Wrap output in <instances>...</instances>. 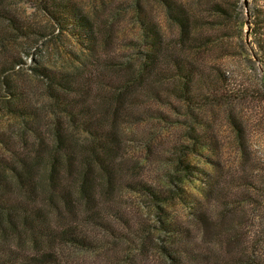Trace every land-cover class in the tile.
Returning <instances> with one entry per match:
<instances>
[{
	"label": "trees",
	"instance_id": "obj_1",
	"mask_svg": "<svg viewBox=\"0 0 264 264\" xmlns=\"http://www.w3.org/2000/svg\"><path fill=\"white\" fill-rule=\"evenodd\" d=\"M141 1L135 34L143 40V65L122 78L105 77L110 59L96 51L102 42L118 40L121 8L106 0L90 9L76 0L36 1L53 32L77 47L59 49L68 66L36 69L46 89L42 109L28 102L23 80L0 70V110L26 122L19 141L11 137L12 148L0 128V264H81L66 251L96 250L108 236L125 240L123 231L134 234L142 258L130 259L126 249L123 261L112 255L108 264H264V0L250 14L249 45L242 0H154L172 28L169 40L156 20L143 15ZM248 71L255 81L245 78ZM136 84L139 95L132 92ZM162 88L194 118L187 135L191 150L216 152L217 175L202 173L199 196L177 189L170 204L165 191L134 183L157 209L152 227L129 206L100 204L96 192L100 187L109 196L117 185L122 124L143 115L131 110L141 105L132 98L147 93L158 99ZM216 107L234 136V164L219 157L203 115ZM40 120L52 129L41 131L35 126ZM256 143L262 147L255 149ZM182 163L188 173L190 165ZM176 205L189 210L190 221L168 212Z\"/></svg>",
	"mask_w": 264,
	"mask_h": 264
},
{
	"label": "rangeland",
	"instance_id": "obj_2",
	"mask_svg": "<svg viewBox=\"0 0 264 264\" xmlns=\"http://www.w3.org/2000/svg\"><path fill=\"white\" fill-rule=\"evenodd\" d=\"M36 1L0 0V70L3 68V71H8L4 77L12 81L23 80L25 84L23 94L26 95L28 102L42 109L47 105L46 89L42 86V82L34 76L36 69L43 67L56 69L63 66L64 63L65 66H68L71 61L62 60V52L59 49L62 45L64 48L74 51L77 46L72 40L64 38L57 31L53 32V25L47 21V17L39 10ZM106 1L111 2V7L121 8L122 10V12L119 11L120 15L117 18V21L121 22L122 25L121 32L118 40L111 46L102 42L103 44L97 45L96 51L104 53L105 57L108 56V58H105L106 60L110 59L104 62L106 66V70H104L105 77L114 75L113 77L122 78L127 70L130 72H132V69L139 70L143 65V48L141 46L143 40L135 34L138 27V3L137 0ZM76 3L83 8L90 9L93 4L99 3V0H76ZM141 4L144 7L143 15H147L150 21L156 20L167 35L166 40H169L172 28L165 21L164 13L159 4L154 0H143ZM261 6L262 3L259 0H248L249 16L255 8ZM124 8L125 10H123ZM243 11L246 21L244 8ZM245 21L243 24L244 35L246 31ZM16 36H20V38H15ZM248 40L251 41L250 36ZM232 42L235 43V41ZM111 53H114L115 56L109 57ZM111 58L116 63H123V65H116ZM71 59L72 62L75 61L76 56H72ZM6 62L8 64L4 65ZM110 65L117 66L118 69L113 70V68L107 67ZM245 78L255 81L249 71ZM161 91L164 93L158 99L147 93L145 97L132 98L131 101L141 103V105L131 110L139 112L141 109L143 115L136 116V119H128L122 124L120 138L123 150L117 156V160L121 161L122 166L117 176V185L113 186V191L109 196L100 194V187L96 192L100 204L110 202L117 203L122 208L129 206L136 216H140L152 227L157 225L155 219L157 209L150 204L146 194L135 190L137 186L134 183L142 181L144 187L147 184V186L151 185L165 191L164 199H167V203L170 204L172 198L169 197L173 196L174 191H177V189L182 190L189 196H199L205 180L202 173L217 175L213 168L214 163L217 162L216 152H209L204 149L191 150L187 135L194 126V118L186 116L185 107L165 94L168 90L162 88ZM132 92H136L138 95L141 93L137 84ZM1 95H3V92L0 91ZM0 102L2 103V99ZM156 110L160 112V115L158 113L153 114V111L156 112ZM209 111V113H202L207 119L210 131L216 136V143L220 145L218 155L221 159L227 161V165H230L231 162L234 164V136L227 124V116L225 117L226 114L217 107ZM156 115L158 119L153 118ZM51 119V122H53L54 119ZM48 124L40 120L35 126L46 133L53 126L52 123L48 122ZM25 126L26 122H20L6 111L1 112L0 110V128L6 132L4 140L8 147L12 148L13 146L11 137L12 139L15 138L14 143L19 141L16 136L23 133L22 129L24 130ZM261 147L260 143H256L255 149ZM43 161L45 162V160ZM183 161L184 164L188 163L191 167L188 173L179 164ZM44 162L41 161L39 164ZM38 170L40 171L37 176L41 180L44 171L43 166H39ZM0 175L3 179L2 171ZM129 187H132V190ZM161 207L165 208V206ZM168 212H171V215L178 216L183 221H190L189 210L184 209L182 206L171 207ZM115 228L120 230L117 225H115ZM122 234L125 240H116L113 238L114 236H108L105 240L106 244L104 242L100 243V247L96 250L76 253L72 249L66 251V254L71 257L76 256L81 264H108L112 255H117L118 259L123 261L126 257L125 250L128 249L129 251L132 250L131 253H133L129 257L130 259L134 257L141 259V253L136 250L139 242L134 234L126 231H123ZM151 234L154 238L160 236L158 233L151 232ZM107 243L109 244L107 245Z\"/></svg>",
	"mask_w": 264,
	"mask_h": 264
},
{
	"label": "water",
	"instance_id": "obj_3",
	"mask_svg": "<svg viewBox=\"0 0 264 264\" xmlns=\"http://www.w3.org/2000/svg\"><path fill=\"white\" fill-rule=\"evenodd\" d=\"M243 3V8L245 10V15H246V21H245V27H246V31H245V43L246 45H249V34H250V16H249V11H248V0H242ZM253 59L255 60V58L253 57Z\"/></svg>",
	"mask_w": 264,
	"mask_h": 264
}]
</instances>
